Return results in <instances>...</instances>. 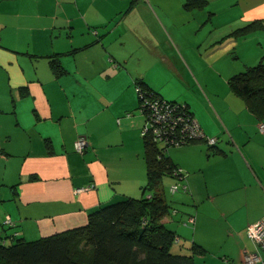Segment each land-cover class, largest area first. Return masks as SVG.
<instances>
[{
	"label": "crops",
	"instance_id": "1",
	"mask_svg": "<svg viewBox=\"0 0 264 264\" xmlns=\"http://www.w3.org/2000/svg\"><path fill=\"white\" fill-rule=\"evenodd\" d=\"M185 1L0 0V235L6 216L20 235L36 239L83 225L100 205L144 193L145 116L136 83L154 86L153 66L134 58L138 36L146 34L141 48L152 49L151 26L170 28ZM238 4L236 23L223 25L227 34L264 23V0ZM244 37L228 42L236 57L220 73L219 88L201 66L191 80L194 95L185 104L216 142L197 139L168 153L184 173L178 197L187 217L174 209L162 222L183 248L199 245L194 264H245L243 254L254 249L247 228L264 217V114L228 84L262 54L256 49L248 60ZM80 136L87 142L82 152L75 149Z\"/></svg>",
	"mask_w": 264,
	"mask_h": 264
},
{
	"label": "trees",
	"instance_id": "2",
	"mask_svg": "<svg viewBox=\"0 0 264 264\" xmlns=\"http://www.w3.org/2000/svg\"><path fill=\"white\" fill-rule=\"evenodd\" d=\"M204 1L186 0L184 4L195 6ZM228 84L258 116L264 114V61L233 74ZM144 140L147 182L142 189L152 190L149 196H126L100 205L83 225L36 239L24 238L14 221L3 220L8 232L0 235V264H194L196 250L202 249L194 243L183 248L176 233L164 225L162 217L169 209L156 192L163 177L177 181L172 172L178 166L149 139ZM173 246L177 247L174 251Z\"/></svg>",
	"mask_w": 264,
	"mask_h": 264
},
{
	"label": "rangeland",
	"instance_id": "3",
	"mask_svg": "<svg viewBox=\"0 0 264 264\" xmlns=\"http://www.w3.org/2000/svg\"><path fill=\"white\" fill-rule=\"evenodd\" d=\"M182 9L179 14L175 15L173 19L175 24L170 28L162 23L161 28L151 26L153 30L150 29L147 33L151 34L148 38L153 39L152 49L141 48L142 37L146 34L138 36V50L134 58H137L138 62H149L153 66L149 73V79L154 86V91L164 99L187 104L186 99H192L194 95L192 81L197 80L194 71L199 74L200 66L202 69L204 68L205 76L206 74L209 76L214 88H219L221 85L220 73L227 72L231 60L236 57L235 53L229 50L234 47L231 44L232 47L229 48L228 42H230L231 37L245 36L242 41H245L244 52L249 50L248 56L250 58L248 60L254 56L256 49L262 50L261 56H257L258 58L253 62V65L264 60V27L259 25L261 22L252 23L249 30L247 27L241 28L230 32V34H227L230 28L223 27L224 24L236 23L233 20L238 18L241 9L238 0H205L202 4L195 6H188L183 3ZM225 33L226 35L222 36ZM260 41L261 45L259 44ZM237 50L239 53L236 52V55L239 54L238 57L242 59L244 53L241 49L237 48ZM209 63H213L214 66L213 64L209 65ZM241 64L244 67L243 62ZM219 143L220 141L217 145ZM203 145L205 146V143ZM205 148L211 152V149L206 146ZM202 163H204L203 160ZM224 173L222 172V174ZM174 182L175 180L169 176L163 177L162 182L156 187V192L164 198L170 215L171 213L175 215L174 209H177L179 210L178 216L181 214L185 219L187 210L182 206L178 197L184 192L181 189L172 192L170 185ZM151 192L152 190L147 189L144 195ZM239 217L243 218L242 210L239 211ZM215 226L217 228L222 227L221 223ZM4 230L8 231V228L6 227ZM198 237L201 236L198 235ZM218 241V235H215L214 242ZM176 248L173 246L172 251Z\"/></svg>",
	"mask_w": 264,
	"mask_h": 264
},
{
	"label": "built area",
	"instance_id": "4",
	"mask_svg": "<svg viewBox=\"0 0 264 264\" xmlns=\"http://www.w3.org/2000/svg\"><path fill=\"white\" fill-rule=\"evenodd\" d=\"M136 89L140 101L139 107L145 116L142 135L159 149L160 154L166 155L170 148L183 146L197 139L204 140L208 145L216 142L215 137L205 135L193 113L188 112L185 103L164 99L148 92L140 85H137ZM258 130L264 133V120L259 121ZM86 145L84 136L78 137L75 141V149L78 152H82ZM172 175L177 177V181L170 186L173 192L180 188L183 172L178 167ZM189 220H193V217ZM10 221L6 216L4 223ZM247 236L252 241L254 249L243 254L245 264H264V217L248 226Z\"/></svg>",
	"mask_w": 264,
	"mask_h": 264
}]
</instances>
